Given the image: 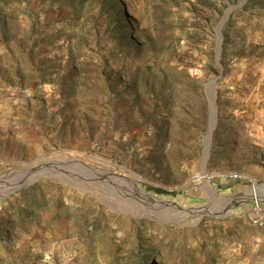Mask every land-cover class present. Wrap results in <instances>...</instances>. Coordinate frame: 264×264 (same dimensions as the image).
Wrapping results in <instances>:
<instances>
[{
	"label": "rangeland",
	"instance_id": "obj_1",
	"mask_svg": "<svg viewBox=\"0 0 264 264\" xmlns=\"http://www.w3.org/2000/svg\"><path fill=\"white\" fill-rule=\"evenodd\" d=\"M0 264H264V0H0Z\"/></svg>",
	"mask_w": 264,
	"mask_h": 264
},
{
	"label": "built area",
	"instance_id": "obj_2",
	"mask_svg": "<svg viewBox=\"0 0 264 264\" xmlns=\"http://www.w3.org/2000/svg\"><path fill=\"white\" fill-rule=\"evenodd\" d=\"M215 178L218 179L220 182L240 181L243 179V176L237 172L219 173L216 176L207 172H201L192 178V183L196 186H201L213 181Z\"/></svg>",
	"mask_w": 264,
	"mask_h": 264
},
{
	"label": "water",
	"instance_id": "obj_3",
	"mask_svg": "<svg viewBox=\"0 0 264 264\" xmlns=\"http://www.w3.org/2000/svg\"><path fill=\"white\" fill-rule=\"evenodd\" d=\"M220 30H221V26L219 27V32H220ZM221 44H222V38L220 36L219 46H218V51H219L218 55H220L221 50H222ZM219 59L220 58H218V60ZM217 80H218V78H215V79L212 80L213 87H215V85L217 83ZM214 92H215V90H214ZM214 110H215V112H214L213 116H214V123L216 125V104H215V100H214ZM215 125L214 126L210 125L209 133H208V136L206 138V149H205V153H204V157H203V165L204 166H205L206 161H207V159L209 157L210 141H211L213 130L215 129Z\"/></svg>",
	"mask_w": 264,
	"mask_h": 264
},
{
	"label": "bare ground",
	"instance_id": "obj_4",
	"mask_svg": "<svg viewBox=\"0 0 264 264\" xmlns=\"http://www.w3.org/2000/svg\"><path fill=\"white\" fill-rule=\"evenodd\" d=\"M214 87H213V84H212V86H211V91H212V93H211V110H212V121H211V126H214L215 125V123H214V116H213V114H214V112H215V110H214V100H215V92H214ZM35 176V175H34ZM28 178V176L26 177V179ZM137 186V185H136ZM205 187L206 188H208V184L206 183L205 184ZM257 192H258V190H257V188L256 187H254V188H252L251 189V193L253 194V196H256V194H257ZM253 198H256V197H253Z\"/></svg>",
	"mask_w": 264,
	"mask_h": 264
},
{
	"label": "trees",
	"instance_id": "obj_5",
	"mask_svg": "<svg viewBox=\"0 0 264 264\" xmlns=\"http://www.w3.org/2000/svg\"><path fill=\"white\" fill-rule=\"evenodd\" d=\"M157 191H158V192H164L163 190H160V189H158ZM149 257H151V255H150Z\"/></svg>",
	"mask_w": 264,
	"mask_h": 264
}]
</instances>
